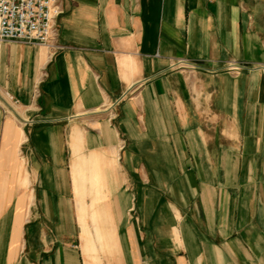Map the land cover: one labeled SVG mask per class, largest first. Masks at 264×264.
<instances>
[{"label":"crops","instance_id":"obj_1","mask_svg":"<svg viewBox=\"0 0 264 264\" xmlns=\"http://www.w3.org/2000/svg\"><path fill=\"white\" fill-rule=\"evenodd\" d=\"M60 8L2 47L0 264H264V0Z\"/></svg>","mask_w":264,"mask_h":264},{"label":"built area","instance_id":"obj_2","mask_svg":"<svg viewBox=\"0 0 264 264\" xmlns=\"http://www.w3.org/2000/svg\"><path fill=\"white\" fill-rule=\"evenodd\" d=\"M61 13L60 0H0V70L2 47L7 43L50 45L57 36L56 20ZM185 65L180 60L173 66ZM247 68L249 66L230 64L227 71L238 73ZM5 97L13 104L18 103L9 93H5Z\"/></svg>","mask_w":264,"mask_h":264},{"label":"rangeland","instance_id":"obj_3","mask_svg":"<svg viewBox=\"0 0 264 264\" xmlns=\"http://www.w3.org/2000/svg\"><path fill=\"white\" fill-rule=\"evenodd\" d=\"M249 68H251V67H249Z\"/></svg>","mask_w":264,"mask_h":264}]
</instances>
